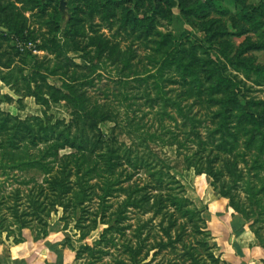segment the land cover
<instances>
[{
    "label": "rangeland",
    "instance_id": "rangeland-1",
    "mask_svg": "<svg viewBox=\"0 0 264 264\" xmlns=\"http://www.w3.org/2000/svg\"><path fill=\"white\" fill-rule=\"evenodd\" d=\"M59 1L0 0L1 60L8 59L9 53H15L17 48L21 56L26 57L23 75L29 78L34 77L31 73L36 61L49 67L65 63L69 72L90 73V69L95 68L89 74L91 83L76 90L86 99L89 110L104 113L106 119L97 124L89 123L86 117L75 116L64 101L51 103L43 116V107L32 97H24L22 105L0 103V113L12 111L22 119L28 117L33 129L35 116L59 120L56 130L65 139L86 147L92 155V163L112 169L120 183L111 190L105 213L114 212L128 191L131 192L130 198L146 199L140 207L129 208L131 227L125 231V236L133 240L132 230L141 224L142 235L146 237L143 254L148 253L144 264H190L186 253L190 245L197 249L193 251L197 258L199 254L205 256L211 247L203 248L205 245H201L199 239L209 237L211 246L225 240L224 236L216 239V230L222 231L223 223H212L213 227H207L211 214L223 215V211H215L210 202L224 199L227 203V198L218 195L216 189L230 185V171H234L242 180L230 191L235 199L247 204L241 184L252 178L248 165L252 166L253 162L247 153H243V138L235 150L227 153L225 141H232V137L226 138L228 132L218 122L219 99L235 93L234 102L226 110L229 131L238 120L247 119L245 114L251 113L263 118L260 128L253 132L263 134L264 139V0H180L184 7L201 4L197 15L181 12L179 0H65L64 11L59 8ZM57 23L59 30L54 34L53 25ZM53 35H56L64 55L53 52L48 42ZM103 41L107 44L104 45ZM43 45L47 49L38 50ZM170 46L182 47L179 55L195 75L194 82L187 76L190 84L186 87L191 86L195 94L183 93L186 87L179 70L167 67L159 76L157 69L160 60L165 58L164 48L170 49ZM88 58H95L98 64L90 63ZM221 65L224 66L223 75L230 73L234 76L232 82H221L217 90L211 89L219 75L213 67ZM47 82L60 86L61 78L48 76ZM30 85L33 86L34 82ZM9 90L14 95L10 96L8 91L3 94L16 99L18 94L12 88ZM166 98L178 103L182 112L165 102ZM186 117L193 119V125ZM67 124H70L68 128ZM252 125V122L245 123L246 132L252 129ZM71 151L73 149L65 147L59 153ZM234 153L243 154L233 159ZM186 154L193 155L201 167H205L208 160L217 172L220 171L215 188L206 174L186 168L183 162ZM232 159L235 167L230 164ZM17 173V170L7 171L5 178L2 174L0 185L9 195L15 188L23 187V195L18 199L24 209V197L32 188L29 178L40 183L43 174L37 170H23L21 186ZM88 182L93 187L84 205L95 212L99 210L100 179L93 178ZM135 187L139 191L133 193ZM150 188L156 195L162 193L160 190L170 195V200L167 197L159 199L158 203L166 206L157 209V196L151 197L149 192L154 191ZM182 195L191 202L190 207L198 213L202 211L204 223L198 221V224H204V229L196 234L186 225L170 226L168 232L174 242L157 250L151 249L159 241L167 240L162 229L168 220L179 216L172 204ZM13 199L11 197L9 201ZM180 206L187 207V204L181 202ZM65 213L57 207L45 219L46 227L61 226L60 230H66L61 231L63 236L69 237L78 247V234L71 224L63 228L61 216ZM68 220L71 223L72 218ZM251 221L249 218L242 224L261 227L263 234L264 225ZM97 234L98 230L91 232L86 241L91 243ZM217 250L216 246V255ZM108 252L110 255H103L99 264H114L115 258L125 257L118 246H110ZM204 260L208 262L206 257Z\"/></svg>",
    "mask_w": 264,
    "mask_h": 264
},
{
    "label": "trees",
    "instance_id": "trees-1",
    "mask_svg": "<svg viewBox=\"0 0 264 264\" xmlns=\"http://www.w3.org/2000/svg\"><path fill=\"white\" fill-rule=\"evenodd\" d=\"M178 5L181 12L188 15H197L198 7L202 6L200 4L198 7L194 5L184 7L180 0L178 1ZM4 26L11 29L6 25ZM53 27L54 34H56L59 30V24H54ZM15 31L17 33V30ZM48 42L51 43L53 52L56 54L61 53L60 44L56 35H53ZM103 44L106 45L107 43L103 41ZM177 46H170V49L164 48L165 58L160 60L161 64L157 71L160 76V71L167 67L179 70L180 79L183 82V86L186 87L190 84L187 76L194 82L195 75L188 63L184 62L181 55H179L182 47L177 48ZM45 48L44 45L39 46L38 50ZM9 54L10 57L8 59L1 60L0 57V80L9 88H12L15 94H18L16 102L19 105H22V99L24 97H32L36 104L43 107L44 116L51 103L64 101L71 107L75 116L86 117L89 123L97 124L106 119L104 113H96L95 111L89 110L86 99L82 97L83 95H78L76 90H79L86 83H91V79H88L89 74L95 68L90 69V73H78L75 70L69 72L65 63H56L49 67L41 61H36L34 63L35 70L31 73L34 77L29 78V76L23 75L22 66L23 60L26 57L24 59L17 48L15 53ZM64 54L63 52L61 53V55ZM16 56L19 57L15 59ZM95 60V58H88L87 61L94 63ZM95 63L98 64V61ZM26 66H28V63H26ZM213 68L218 71L219 75L217 83L213 87L211 86V89L217 90L221 82H232V78L234 77L232 74L226 73V75H223L224 66H214ZM48 76H58L61 78V85L54 86L48 83ZM31 82H34L33 86L30 85ZM198 90L201 92L200 89ZM195 92L189 86V88L186 87L183 93L191 95L192 93L195 94ZM1 97V100L5 102H11L13 100L7 94H2ZM234 97L235 93L233 91L228 96L219 99L220 109L217 115L219 117V124L228 132L226 138L229 139V136L232 137V141H225L227 143V147H225L227 148V153L235 150L237 143L243 138L242 144L245 148L243 153H247L253 162L252 166L248 165L252 178L250 177V179L242 181L241 184L247 197V204H242L235 199L233 193L230 191L236 186L237 182L242 180L240 179L241 176L234 173V171H230L232 175L229 182L231 184L216 189V193L227 198V206L235 213L240 214L243 222L251 218L252 223L259 221L264 225V139L261 136L263 134L256 135V132H253L260 128L262 124L261 119L263 118L251 113L245 114L247 119L242 118L238 120L232 130L229 131L227 121L228 111L226 110L227 106H230L234 102ZM165 102H170L171 105L176 106L175 108L179 113L182 112V107L174 100L166 98ZM38 117H33L36 121L33 129V127L29 126L28 117L21 119L9 112L0 113V177L4 175L3 177L5 178L8 175L7 171L12 172L17 170L18 173L16 176L19 180L18 182L23 186V179H21L23 177L21 175L23 170H37L43 174L42 183H38L33 177L29 178L32 180V188L27 191L28 193L24 197V209L18 199L23 195V187L15 188L13 190L14 193L9 195L10 193H7L0 185V235L4 231H10L11 227L18 226L20 228H28L30 231L35 232L36 235L44 237L47 234L45 219L57 207H61L63 212H66L61 216V221L64 222L63 228L65 229L68 224H71L72 228L78 234L76 241L79 243V246L75 249L74 264H80L81 262V264H99L103 260V255H110L108 252L110 246L120 247L125 255V257L115 258L113 261L114 264H144L148 253L143 254L146 237L142 235L143 228L141 224L132 230L133 240L125 236V231L131 227V224L128 222L129 208L140 207L146 199L144 197L137 199L130 198L131 192L128 191L125 199L117 205L114 212L105 213L106 208L109 207L106 201L111 195V190L115 185L120 183L118 175L112 169L108 170L106 166H97L96 163H92V155L90 152H87L86 147H81L65 139L63 134L59 130H56L60 123L59 120L50 121L48 118ZM186 120L193 121L191 117H186ZM247 122H252L253 124L252 129L248 132L245 130V123ZM10 123L11 125L9 127ZM69 125L67 124L66 127L68 128ZM191 125H193V122ZM228 146L231 147L229 148ZM65 147H69L73 151L60 154L59 151ZM243 153H234L232 158ZM233 159L230 164L233 165L232 167H235V161ZM183 162L187 169L193 168L195 173L206 174L211 180V185L215 188V182L220 171L217 172L209 163L210 161L207 160V165L201 167L193 155L186 154L183 155ZM93 178L100 179L101 184V191L98 194L99 210L95 212L86 209L84 205L89 198L88 195L91 194L90 189L93 187H91L88 181ZM151 190L154 191V189ZM138 191L136 187L132 190L133 193ZM160 191L162 193L160 192L157 195L155 191L153 193L149 192L151 197L157 196V201L155 200L157 209H160L163 205L166 206L164 203H158L160 197H167V200L171 199L170 195L165 193V190ZM11 197L15 199L9 201ZM170 202L172 204V201ZM181 202H186L187 207H181ZM190 203L182 195L176 203L172 204L175 210L179 212V216L175 215V217L168 220L166 227L162 229V234L167 237V240L159 241L156 246L150 247L151 249L155 248L157 250V248L171 245L174 242L171 239L170 232H168L170 226H176L178 224L182 226L186 225L192 228L196 234L204 229V224L202 226L198 224V221H203L202 223H204L201 215L202 211L198 213L196 209L189 206ZM69 218H72L71 223H69ZM100 225L104 227L100 229ZM248 227L253 232L258 245L264 253V233H261V227H254L251 223ZM95 230H98L96 238L92 239L91 243H88L86 239ZM120 237L122 239L119 245L118 241ZM198 242L201 245H205L203 248L210 249L211 247V249L206 251L205 256L199 254L197 258L196 254L193 253L197 249L193 245H190L186 249L190 264H225L220 258V255L214 253L216 246L210 245L209 237L201 238ZM64 245L74 250L69 238H66ZM205 257L208 259V262L204 260ZM262 262L264 264V258Z\"/></svg>",
    "mask_w": 264,
    "mask_h": 264
},
{
    "label": "crops",
    "instance_id": "crops-1",
    "mask_svg": "<svg viewBox=\"0 0 264 264\" xmlns=\"http://www.w3.org/2000/svg\"><path fill=\"white\" fill-rule=\"evenodd\" d=\"M7 91L10 92L8 93L10 96L14 95L8 86L0 80V93L3 94ZM0 103L13 104L17 102L16 99H13L11 102L0 100ZM7 112L22 119L18 113ZM217 201L215 199L210 203L214 205L215 211L222 210L223 215L211 214L207 227H213L211 224L218 222L224 225L222 231L218 230L217 232L216 230V239H220L222 236L225 239L223 243L217 242L216 244L220 258L225 264H263L264 253L253 232L242 224V216L228 207L224 199ZM226 207L231 211L227 212ZM209 210H211L210 207ZM60 228L59 225L52 228L47 227V234L44 237L36 235L28 228L18 226L11 227L10 231L2 232L0 235V264H74L77 246L72 244L69 237L63 236L62 232L66 230H60ZM215 228L217 227L215 226ZM66 238L70 239L74 250L64 245Z\"/></svg>",
    "mask_w": 264,
    "mask_h": 264
},
{
    "label": "water",
    "instance_id": "water-1",
    "mask_svg": "<svg viewBox=\"0 0 264 264\" xmlns=\"http://www.w3.org/2000/svg\"><path fill=\"white\" fill-rule=\"evenodd\" d=\"M64 5H65V0H60L59 1V8L64 11Z\"/></svg>",
    "mask_w": 264,
    "mask_h": 264
}]
</instances>
